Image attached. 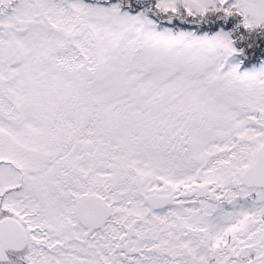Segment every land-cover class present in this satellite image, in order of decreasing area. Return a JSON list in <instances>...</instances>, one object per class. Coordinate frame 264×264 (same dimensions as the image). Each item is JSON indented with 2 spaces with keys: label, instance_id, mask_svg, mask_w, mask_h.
<instances>
[{
  "label": "rangeland",
  "instance_id": "374dc122",
  "mask_svg": "<svg viewBox=\"0 0 264 264\" xmlns=\"http://www.w3.org/2000/svg\"><path fill=\"white\" fill-rule=\"evenodd\" d=\"M121 1L20 0L0 16V220L28 238L0 264H264V188L241 181L264 144V62ZM159 2L264 20V0ZM157 194L169 206L151 208ZM248 196L256 217L212 248L211 225L238 219H210L219 202Z\"/></svg>",
  "mask_w": 264,
  "mask_h": 264
},
{
  "label": "trees",
  "instance_id": "16d2710c",
  "mask_svg": "<svg viewBox=\"0 0 264 264\" xmlns=\"http://www.w3.org/2000/svg\"><path fill=\"white\" fill-rule=\"evenodd\" d=\"M93 1V0H89ZM100 2L110 3V0H98ZM121 0H118V2ZM20 2V0H0V16L5 12L13 10L15 6ZM159 0H133L130 3L126 1H121V7L128 10H136L135 7L141 8V4H145L150 7V9H156L155 11L160 12L161 16L168 19L170 14V19L172 22H167V25L172 26L173 23L184 28V29H194L198 33H208L213 34H224L226 35L233 44L234 52L239 59L242 67H252L259 65L264 62V20L256 23H252L253 19H250V15L244 11L238 4H215L209 5L208 8L202 10L203 15L195 16L191 15L192 11L190 7H181L178 11H172L169 9H164L163 5L158 4ZM169 8V7H167ZM150 11V10H149ZM154 11V12H155ZM164 11V12H163ZM191 11V13H190ZM153 12V10H152ZM208 12V13H207ZM159 13V15H160ZM167 16H165V15ZM154 16L156 20L159 17ZM193 17L195 19H193ZM162 18V17H161ZM188 19H191L188 23ZM193 19V21H192ZM175 28V27H174ZM177 34L176 30H173ZM172 58L180 60L181 55L174 48L169 52ZM116 97V96H115ZM116 99V98H114ZM258 212L257 203L255 198L248 196L246 198H235V199H225L219 202L218 210L216 214L210 217L214 222L218 219V216L227 218L228 216H234L238 213V219L235 220L233 225L229 222L216 223L209 229L211 234L209 244L212 248L220 249L226 247L232 238L233 233L230 230L235 227H241L245 221L248 219H253L256 217ZM249 257L251 256L248 253ZM213 259H217V255H214ZM251 258V257H250Z\"/></svg>",
  "mask_w": 264,
  "mask_h": 264
},
{
  "label": "water",
  "instance_id": "95a60500",
  "mask_svg": "<svg viewBox=\"0 0 264 264\" xmlns=\"http://www.w3.org/2000/svg\"><path fill=\"white\" fill-rule=\"evenodd\" d=\"M242 182L248 187L264 188V144L261 145L255 154L254 163L247 167L241 177ZM94 201L86 200L81 204L84 215L88 217H96L98 221L104 215L103 207L96 202L98 210L89 211V207ZM148 203L154 210L167 207L170 204V198L167 195H152L148 199ZM101 209V210H100ZM98 212V213H97ZM27 234L20 222L12 217H5L0 220V262L8 261V251H22L27 244Z\"/></svg>",
  "mask_w": 264,
  "mask_h": 264
}]
</instances>
